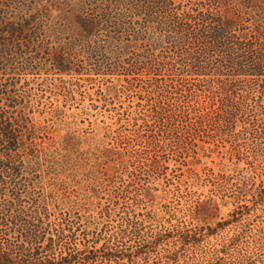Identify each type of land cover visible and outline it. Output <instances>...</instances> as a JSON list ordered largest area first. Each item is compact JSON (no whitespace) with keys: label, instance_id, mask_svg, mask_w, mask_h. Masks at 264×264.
<instances>
[{"label":"trees","instance_id":"1","mask_svg":"<svg viewBox=\"0 0 264 264\" xmlns=\"http://www.w3.org/2000/svg\"><path fill=\"white\" fill-rule=\"evenodd\" d=\"M182 1L0 0V264H264V181L245 204L208 195L172 206L188 184L157 179L136 188L126 154L83 137L84 114L55 101L48 126L21 125L24 101L9 79L41 71L28 53L40 38L42 58L59 75L104 76L100 90L112 99L122 88L115 78L144 62L131 60L139 48L164 52L169 65L202 78L205 93L216 83L208 80L215 54L237 79L220 85L228 124L236 128L240 116L264 153V0H203L218 12L197 20ZM190 39L206 50L184 59L177 46ZM216 154L203 147L198 164L216 165Z\"/></svg>","mask_w":264,"mask_h":264},{"label":"rangeland","instance_id":"2","mask_svg":"<svg viewBox=\"0 0 264 264\" xmlns=\"http://www.w3.org/2000/svg\"><path fill=\"white\" fill-rule=\"evenodd\" d=\"M182 3L184 9L194 11V20L209 9L215 14L218 12L207 1L184 0ZM198 23L192 22L194 31L203 28ZM46 48L47 42L40 38L33 50L28 49L30 59L40 65L41 71L18 72L9 79L10 84L17 85L14 91L24 101L21 116L26 121L21 125L25 131L33 124L48 126L51 103L59 101L69 113L94 115L81 117L83 137L105 141L126 154V163L136 171V188L142 185L153 188L157 179L163 186L171 178L188 184L191 192L183 187V198H174L172 206L185 205L208 195L234 206L252 199L264 181V153L257 152L255 135L243 133L240 116H237L236 128L228 124L231 111L221 107L225 93L220 85L222 81L228 84L237 79L222 71L215 62L218 59L215 54L210 58L217 70L208 80L217 85L214 84L213 92L205 93L199 90L203 79L169 65L164 52L139 48L131 60L145 55L144 62L122 72L129 75L115 78L122 88L112 99L100 90L108 85L104 76H90L92 81L81 82L88 77L59 75L50 62L42 58ZM205 50L201 40L190 39L189 43L181 42L177 46L184 59ZM217 73L223 75L218 77ZM209 93H215L219 104H210L207 96L212 97V94ZM203 147L215 150L216 165L198 164ZM129 176L125 174L124 179ZM239 183L247 186L244 192L238 191Z\"/></svg>","mask_w":264,"mask_h":264}]
</instances>
